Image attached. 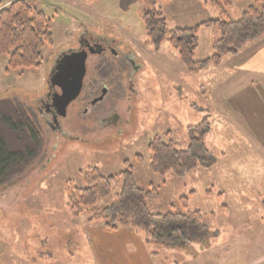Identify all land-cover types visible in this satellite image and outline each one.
Wrapping results in <instances>:
<instances>
[{
    "label": "rangeland",
    "instance_id": "1",
    "mask_svg": "<svg viewBox=\"0 0 264 264\" xmlns=\"http://www.w3.org/2000/svg\"><path fill=\"white\" fill-rule=\"evenodd\" d=\"M5 1L0 0V8L10 3ZM25 1L50 19L52 43L43 47L37 68L7 73L8 58L0 59V99L17 100L28 109L41 131L43 147L22 175L0 187V264H87L88 257L81 252L85 241L74 236H82L89 209L73 217L65 189L83 186L88 168L117 175L126 164L133 167L137 186L156 188L158 198L146 202L151 213L202 214L199 222L177 219L160 228L162 244H149L157 254L155 263L264 264V146L221 95L233 79L228 61L233 55L188 68L167 38L157 45L146 34L143 15L147 11L161 8L165 28L172 30L212 18L210 8L170 14L166 0ZM241 7V2L232 3L229 13L234 19ZM83 33L117 39L141 64L134 78V111L122 132L84 126L89 118L81 113V101L72 103L61 120L66 137L54 135L40 113V98L46 94L56 58L75 47ZM217 37L216 28H201L193 59L210 57ZM200 123L207 131L192 149L200 158L194 169L182 177L170 172L159 176L149 169L151 139L173 140L187 149L191 127ZM120 187L117 178L109 195L94 208L109 205ZM181 198H186V207L179 203ZM51 253L54 259L39 255Z\"/></svg>",
    "mask_w": 264,
    "mask_h": 264
},
{
    "label": "trees",
    "instance_id": "2",
    "mask_svg": "<svg viewBox=\"0 0 264 264\" xmlns=\"http://www.w3.org/2000/svg\"><path fill=\"white\" fill-rule=\"evenodd\" d=\"M202 2L211 7L217 16L190 28L166 29L161 8L143 15L146 34L151 42L158 45L167 38L170 46L177 50L182 65L194 68L219 62L222 56L236 55L247 43L264 35V0H254L236 20L227 15L231 0ZM201 28H216L219 34L212 43L213 54L203 60H194L193 52L197 48V34ZM51 43V22L42 10L25 0H12L0 8V59L4 56L8 58L7 73L39 67L43 47ZM191 129V144L187 149H182L173 140L164 141L158 136L150 140L147 147L151 154L149 169L153 173L164 176L170 172L182 177L197 166L200 158L192 149L202 142L207 129L204 123ZM194 132L198 133V137L194 136ZM42 147L43 137L35 117L19 101L1 98L0 187L22 175L38 158ZM136 158L142 161L141 156ZM117 178L121 180V187L113 201L94 208L99 199L109 195ZM65 192L73 217H78L88 208V222H101L103 227L113 231H140L147 244H162L160 228L171 221L185 219L199 222L202 218L200 211L164 215L151 213L146 202L158 198L157 190L137 186L133 167L129 164L117 175H105L97 168H88L83 174V186L68 185ZM179 203L186 207V198H181Z\"/></svg>",
    "mask_w": 264,
    "mask_h": 264
},
{
    "label": "crops",
    "instance_id": "3",
    "mask_svg": "<svg viewBox=\"0 0 264 264\" xmlns=\"http://www.w3.org/2000/svg\"><path fill=\"white\" fill-rule=\"evenodd\" d=\"M166 1V9L170 14L205 12L210 8L209 14L214 13L212 18L217 16L211 7L203 4L202 0ZM233 2L242 3L238 15L240 17L242 12L254 3V0H231L227 15L236 20L239 17L234 19L229 13ZM231 57L228 61L233 70V79L221 91L222 99H229L231 106L228 103V109L231 107L235 114L245 118L249 129L255 134L254 137L264 146V35L256 41L247 43ZM261 205L264 207L262 203ZM82 231V236L74 237H78L79 242L85 241V248L81 252L88 257L87 264H157L154 261L157 258L156 252L150 250L144 236H139L133 230L113 231L106 229L99 222L87 221ZM237 240L241 243L240 238ZM233 244L236 248V242ZM39 255L43 259L55 257L52 253Z\"/></svg>",
    "mask_w": 264,
    "mask_h": 264
},
{
    "label": "flooded vegetation",
    "instance_id": "4",
    "mask_svg": "<svg viewBox=\"0 0 264 264\" xmlns=\"http://www.w3.org/2000/svg\"><path fill=\"white\" fill-rule=\"evenodd\" d=\"M76 46L61 52L51 68L50 76L57 71L58 61L66 53L89 50L85 60V73L76 101L84 105L81 113L88 115L86 127H108L122 132L123 126L130 121L133 114V101L137 98L135 73L141 64L129 49L120 47L115 38L99 34L83 33L76 39ZM49 76V77H50ZM54 90L48 82L46 94L40 98V113L45 123L55 133L66 137L62 115L53 99ZM88 125V126H87Z\"/></svg>",
    "mask_w": 264,
    "mask_h": 264
},
{
    "label": "water",
    "instance_id": "5",
    "mask_svg": "<svg viewBox=\"0 0 264 264\" xmlns=\"http://www.w3.org/2000/svg\"><path fill=\"white\" fill-rule=\"evenodd\" d=\"M88 51L83 48L79 52L62 55L58 61L57 71L49 77L48 82L54 90V102L62 115L81 90Z\"/></svg>",
    "mask_w": 264,
    "mask_h": 264
}]
</instances>
